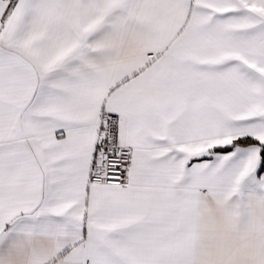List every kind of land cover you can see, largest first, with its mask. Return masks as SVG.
<instances>
[{
    "label": "snow or ice",
    "instance_id": "1",
    "mask_svg": "<svg viewBox=\"0 0 264 264\" xmlns=\"http://www.w3.org/2000/svg\"><path fill=\"white\" fill-rule=\"evenodd\" d=\"M0 264H264V0H0Z\"/></svg>",
    "mask_w": 264,
    "mask_h": 264
}]
</instances>
